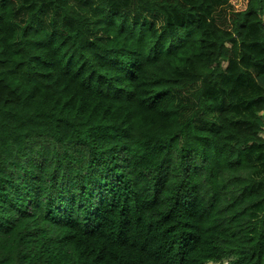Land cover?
I'll return each instance as SVG.
<instances>
[{
  "label": "trees",
  "instance_id": "trees-1",
  "mask_svg": "<svg viewBox=\"0 0 264 264\" xmlns=\"http://www.w3.org/2000/svg\"><path fill=\"white\" fill-rule=\"evenodd\" d=\"M69 1L0 0V264H264V0Z\"/></svg>",
  "mask_w": 264,
  "mask_h": 264
},
{
  "label": "rangeland",
  "instance_id": "rangeland-1",
  "mask_svg": "<svg viewBox=\"0 0 264 264\" xmlns=\"http://www.w3.org/2000/svg\"><path fill=\"white\" fill-rule=\"evenodd\" d=\"M14 4L18 8V13L16 15V26L21 32L22 27L24 26L26 20L28 19V14L24 12V8L22 6V0H13ZM69 4L77 9L85 8V6L79 5V0H70ZM144 0H134V3L125 11V15L127 18H132L135 14L142 13L148 16L153 22L157 25L158 29L163 25L162 17L154 11H149L145 6ZM20 8V10H19ZM231 15V9L228 7H221L216 10L214 13L215 20L221 22L225 19H228ZM49 19H45L44 25H48ZM197 84L190 85L188 87L182 89L174 90V93L178 96H188L190 93L193 92L194 88H196ZM253 151L250 154V159L252 162L257 163L259 165V173L258 176H264V149H260L257 146L253 147ZM264 210V201L256 204L253 209L254 219H257L261 216Z\"/></svg>",
  "mask_w": 264,
  "mask_h": 264
}]
</instances>
